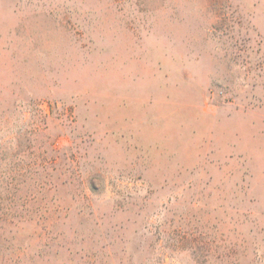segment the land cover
Masks as SVG:
<instances>
[{"label": "rangeland", "instance_id": "rangeland-1", "mask_svg": "<svg viewBox=\"0 0 264 264\" xmlns=\"http://www.w3.org/2000/svg\"><path fill=\"white\" fill-rule=\"evenodd\" d=\"M0 264H264V0H0Z\"/></svg>", "mask_w": 264, "mask_h": 264}]
</instances>
